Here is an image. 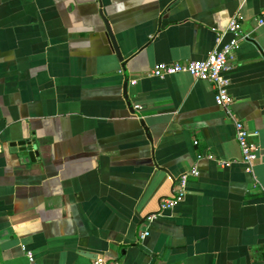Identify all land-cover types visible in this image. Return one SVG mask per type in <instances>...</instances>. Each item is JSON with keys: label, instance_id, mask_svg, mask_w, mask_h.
I'll return each mask as SVG.
<instances>
[{"label": "crops", "instance_id": "1", "mask_svg": "<svg viewBox=\"0 0 264 264\" xmlns=\"http://www.w3.org/2000/svg\"><path fill=\"white\" fill-rule=\"evenodd\" d=\"M234 18L249 40L227 76L253 173L212 83L150 76L206 59ZM261 18L264 0H0V264H264Z\"/></svg>", "mask_w": 264, "mask_h": 264}, {"label": "built area", "instance_id": "2", "mask_svg": "<svg viewBox=\"0 0 264 264\" xmlns=\"http://www.w3.org/2000/svg\"><path fill=\"white\" fill-rule=\"evenodd\" d=\"M258 23L259 25H264V19H259ZM227 31L232 38L226 44L222 45L221 48L211 52L206 59L190 61L185 64L160 63L152 69L150 76L165 79L178 74H188L199 81L212 83L216 89V104L218 107L223 108L228 116L235 119L232 110L234 98L230 93L231 81L227 73L232 70L231 63L235 59V53L240 43L249 40V36L244 33L243 24L238 18L232 19ZM218 41L220 42L221 38H219ZM136 83L137 81H134L132 84L134 85ZM141 108V105H134L136 111H140ZM235 132L236 140L243 154V161L247 167L246 170L248 173H253L255 163L259 158V146L251 140V135L245 124L237 119H235ZM197 144L198 142H196V145ZM201 158L202 157H199V159ZM219 164L224 167L230 166L231 162L221 160ZM191 176H200L198 167H194L179 178L176 193L171 198L162 201L160 207L161 211L157 215H150L147 218L149 222L156 221L162 212L174 209L184 200L187 193L188 181ZM149 235L150 232L141 233V239L145 240ZM27 258L29 264H38L32 252L27 253ZM104 263L105 261L103 259L98 261V264Z\"/></svg>", "mask_w": 264, "mask_h": 264}, {"label": "water", "instance_id": "3", "mask_svg": "<svg viewBox=\"0 0 264 264\" xmlns=\"http://www.w3.org/2000/svg\"><path fill=\"white\" fill-rule=\"evenodd\" d=\"M10 146L13 148V150H15V152L23 153L27 161H35V159L39 156V152L34 148V145L31 142H13L10 144Z\"/></svg>", "mask_w": 264, "mask_h": 264}]
</instances>
